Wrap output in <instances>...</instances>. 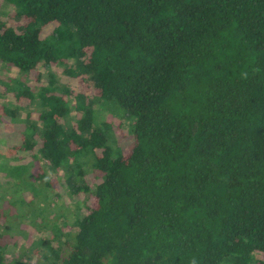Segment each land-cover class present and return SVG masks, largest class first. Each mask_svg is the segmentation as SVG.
<instances>
[{"label":"trees","instance_id":"1","mask_svg":"<svg viewBox=\"0 0 264 264\" xmlns=\"http://www.w3.org/2000/svg\"><path fill=\"white\" fill-rule=\"evenodd\" d=\"M4 1L0 120L81 212L0 264H264V0Z\"/></svg>","mask_w":264,"mask_h":264},{"label":"rangeland","instance_id":"2","mask_svg":"<svg viewBox=\"0 0 264 264\" xmlns=\"http://www.w3.org/2000/svg\"><path fill=\"white\" fill-rule=\"evenodd\" d=\"M12 11V5L0 0L1 17ZM16 76L19 74L14 69L6 71L0 68V78ZM41 82L46 83L45 77ZM9 99L10 96L5 94L0 97V104H9ZM21 101L25 102V99ZM31 109L25 104L22 114ZM32 115L35 118L37 112L32 111ZM98 120L110 122L113 130L118 132L128 129L125 117L103 106L100 107ZM21 129L22 123L0 120V229L7 227L0 232V245L5 246L6 259L20 254L39 260L41 253L48 249L45 242L51 240L50 230H57L65 217L66 222L72 224L81 212V205L68 192L67 182L63 180L68 174L66 169L55 170L44 160H34L25 150L12 151V146L20 141ZM39 170H42L45 179L36 178ZM83 170L86 176L92 174L87 165H83ZM48 177L55 180L51 187H47V182L52 181Z\"/></svg>","mask_w":264,"mask_h":264}]
</instances>
